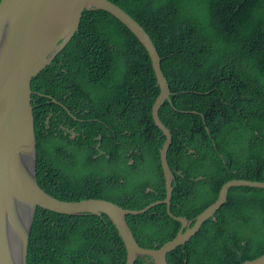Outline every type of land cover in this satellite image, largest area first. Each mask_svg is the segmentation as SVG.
<instances>
[{
  "label": "trees",
  "instance_id": "16d2710c",
  "mask_svg": "<svg viewBox=\"0 0 264 264\" xmlns=\"http://www.w3.org/2000/svg\"><path fill=\"white\" fill-rule=\"evenodd\" d=\"M110 1L150 35L171 86L160 115L174 135L168 160L176 176L175 216L195 221L229 181L264 182V0ZM32 91L37 179L45 193L131 210L166 199L167 137L152 115L160 88L148 52L123 23L102 10L86 11L73 40L33 78ZM128 221L147 248L183 228L166 204ZM263 254L264 189L233 187L168 260L244 264ZM127 259L110 216L38 208L27 264ZM135 264L153 262L139 255Z\"/></svg>",
  "mask_w": 264,
  "mask_h": 264
},
{
  "label": "water",
  "instance_id": "95a60500",
  "mask_svg": "<svg viewBox=\"0 0 264 264\" xmlns=\"http://www.w3.org/2000/svg\"><path fill=\"white\" fill-rule=\"evenodd\" d=\"M105 11L123 23L148 52L160 94L155 99L153 119L167 141L162 149L167 197L142 210L123 209L102 200L76 203L59 201L45 193L37 179V138L32 105V81L80 31L86 11ZM162 58L147 31L125 10L110 0H3L0 4V264H27L29 241L38 208L64 215L110 216L128 251L127 264L139 255L153 264H169V253L193 239L202 225L226 203L233 187L264 189V182L232 180L223 185L218 199L195 221L177 217L172 211L176 176L168 155L174 141L161 118V110L172 97ZM56 101V100H55ZM190 113V111H186ZM183 224L180 233L160 247L141 246L128 221L129 215L145 214L157 205ZM244 264H264L259 259Z\"/></svg>",
  "mask_w": 264,
  "mask_h": 264
},
{
  "label": "flooded vegetation",
  "instance_id": "af4514ba",
  "mask_svg": "<svg viewBox=\"0 0 264 264\" xmlns=\"http://www.w3.org/2000/svg\"><path fill=\"white\" fill-rule=\"evenodd\" d=\"M75 131H76V129H75ZM75 131H74V132H75ZM77 136H78V135H77V134H75V135H74V138L76 139V138H77Z\"/></svg>",
  "mask_w": 264,
  "mask_h": 264
},
{
  "label": "clouds",
  "instance_id": "9594fccd",
  "mask_svg": "<svg viewBox=\"0 0 264 264\" xmlns=\"http://www.w3.org/2000/svg\"><path fill=\"white\" fill-rule=\"evenodd\" d=\"M167 126V125H166ZM161 153H162V150H161ZM175 183V182H174Z\"/></svg>",
  "mask_w": 264,
  "mask_h": 264
}]
</instances>
